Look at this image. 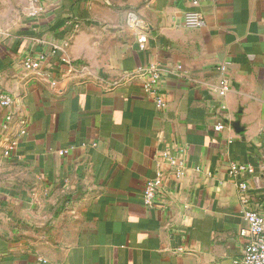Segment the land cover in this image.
<instances>
[{
    "label": "crops",
    "instance_id": "crops-1",
    "mask_svg": "<svg viewBox=\"0 0 264 264\" xmlns=\"http://www.w3.org/2000/svg\"><path fill=\"white\" fill-rule=\"evenodd\" d=\"M0 96V264H233L264 219V0H0Z\"/></svg>",
    "mask_w": 264,
    "mask_h": 264
},
{
    "label": "built area",
    "instance_id": "built-area-1",
    "mask_svg": "<svg viewBox=\"0 0 264 264\" xmlns=\"http://www.w3.org/2000/svg\"><path fill=\"white\" fill-rule=\"evenodd\" d=\"M193 3L195 4L196 1ZM132 21L133 16L130 14L127 16L126 24L129 25ZM182 23L183 26L188 29H200L205 26V22L201 14L194 11H186L183 14ZM142 43L143 40L138 39V44L140 46ZM24 66L29 70L38 68V64L31 61L24 62ZM70 67V71L75 70L74 64L70 65ZM220 70L224 72L225 67H220ZM163 71L164 70L156 64L139 66L131 74H127L118 80L116 85H119L123 80L129 79L134 75L142 77L144 79L142 91L146 96L153 98L157 108L161 109L164 107V103L159 97H157V91L158 83ZM229 89L230 87L228 80L226 78H222L218 84V94L222 97H225L229 92ZM9 104V98L0 96L1 106H8ZM224 126V123H220L216 126V130L220 131ZM245 171L250 173L251 170L246 166L232 164L229 169V175L232 178H237ZM181 174L182 172L180 169H177L175 176L179 178ZM166 180L167 178L165 174L157 173L154 178L145 181L143 190L141 192L142 204L144 207L152 208L154 206V201L156 197L162 193L166 184ZM237 188L241 202H245L248 193L246 182L238 181ZM242 217L246 222V227L240 231V236L246 240V243L240 257L234 260L233 264H264V219L262 216H260V214L251 210L242 211Z\"/></svg>",
    "mask_w": 264,
    "mask_h": 264
},
{
    "label": "water",
    "instance_id": "water-1",
    "mask_svg": "<svg viewBox=\"0 0 264 264\" xmlns=\"http://www.w3.org/2000/svg\"><path fill=\"white\" fill-rule=\"evenodd\" d=\"M234 125L236 126L237 124L235 123Z\"/></svg>",
    "mask_w": 264,
    "mask_h": 264
}]
</instances>
